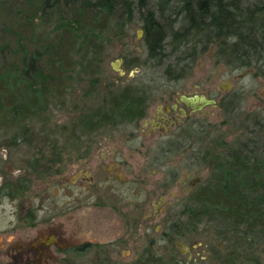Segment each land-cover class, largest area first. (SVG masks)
I'll list each match as a JSON object with an SVG mask.
<instances>
[{
  "label": "trees",
  "instance_id": "trees-1",
  "mask_svg": "<svg viewBox=\"0 0 264 264\" xmlns=\"http://www.w3.org/2000/svg\"><path fill=\"white\" fill-rule=\"evenodd\" d=\"M136 23L144 57L127 55L125 64L140 74L117 84L103 76L108 48ZM211 50L230 72L264 78V0H0V132L10 133L7 145L15 146L20 138L33 143L68 130L83 138L140 121L163 85L187 79ZM243 97L228 93L219 107L232 115ZM69 99L78 114L70 125H56L49 110ZM240 122L243 136L228 140L212 124L207 135H189L192 141L182 144L189 150L200 142L190 153L209 169L189 196L197 204L187 210L214 219L215 232L229 243L228 264H261L264 115L249 113Z\"/></svg>",
  "mask_w": 264,
  "mask_h": 264
},
{
  "label": "flooded vegetation",
  "instance_id": "flooded-vegetation-1",
  "mask_svg": "<svg viewBox=\"0 0 264 264\" xmlns=\"http://www.w3.org/2000/svg\"><path fill=\"white\" fill-rule=\"evenodd\" d=\"M196 94L170 95L164 103L156 104L151 115L153 104L145 118L128 123L139 129L128 139L137 144H144L145 138L152 140L160 151L152 156L155 161L163 156L180 157L182 144L192 141L189 135L210 133V122L203 116L205 108L219 107L213 97L198 94L216 100V104L190 111L182 96ZM143 127L148 128V134ZM100 139L32 138L29 143L20 138L15 146L7 145L9 139L3 140L7 153L0 154V220L7 217L17 234L36 229L37 233L30 243L19 235L15 243L0 246V264H228V241L220 237L214 243L208 241L217 229L214 219L189 216L187 208L197 202L176 200L172 207H163L168 202L160 196V206L159 201H153L157 207L153 215H148V207L144 209L147 215H131L132 208L116 192L129 183L121 170H115L120 163L107 162L101 155L95 168L91 164ZM172 145L178 153L172 152ZM26 148L28 152L18 161L14 159L12 150ZM72 160L84 162L68 175L66 166ZM171 173V180L180 183L179 166ZM199 180H192L190 186L196 187ZM185 192L190 195V188ZM53 197L61 199L55 209ZM88 207L97 215L75 216ZM119 221L122 227L118 231Z\"/></svg>",
  "mask_w": 264,
  "mask_h": 264
},
{
  "label": "rangeland",
  "instance_id": "rangeland-1",
  "mask_svg": "<svg viewBox=\"0 0 264 264\" xmlns=\"http://www.w3.org/2000/svg\"><path fill=\"white\" fill-rule=\"evenodd\" d=\"M143 38L144 32L142 31L140 24L136 23L132 25L130 36L128 38L114 41L108 48L109 50L104 63L105 71L103 76L107 79L114 80L117 84H125L132 79L139 77L140 69H128L125 64V56L128 55L132 57L140 54L144 57L145 45ZM212 53L211 50L209 54L203 56L197 61L193 67L191 75L187 79L182 80L180 83H168L172 84L170 85L171 88L165 89V87H169V85L166 84L167 81L163 80L162 83L166 85H163V89L154 103L155 106L150 108V112L152 115L157 108L156 104L159 102V104L164 103V98L170 95H176L179 92L182 93L185 91L188 94H205L216 99L218 103L228 93L240 92L244 97L241 105L235 109L234 114L228 115L227 112L220 107L209 106L205 108L203 115L210 122V128H213L211 126L212 124L217 127L215 133L225 132V137L228 140H232L238 136H243L242 133L246 130L239 126L241 123L240 121L246 118L249 113L260 114V117L264 115V78L254 76L251 71L246 70L230 72L224 67V65L216 64L214 60H212ZM151 75H154V73ZM150 77L157 78L159 75ZM155 83L159 82L157 81ZM72 102L73 100L69 99L66 106H69ZM66 106H63L59 100L53 102L49 114L54 118L56 125H70L72 118L74 119L78 114V112H72L73 110L70 109L71 106ZM229 110H232L231 106L229 107ZM35 125L36 129H40L42 123H36ZM133 131L139 132V129L134 125L122 124L117 128L107 129L106 131L100 130L94 134L91 133L83 137L86 139L101 138V144L97 145V148H95L92 153L93 158L91 164L94 168L98 160L101 159V155L107 158V162L114 160L115 162L120 163V165L115 166V170H121V173L128 178L129 183L123 184L118 190H116V192L121 193L123 197L122 202L132 208L130 211V213H132L131 215H134L135 217L147 215L144 211L147 207L149 211L148 215H153L157 208L154 206L153 201H159L157 205L160 206V196H163L164 200L170 203L163 204V207H172L173 202L176 200L189 201L190 195L185 192V189L190 188V192L196 190V187H198L200 183H203L209 176V169L199 163L198 156L196 157L197 159H193L192 156H194V153L193 155L190 153L197 152L196 150L201 143L196 142L194 147L189 150L182 148L180 152L181 158L179 155H175L173 158L163 156L160 160L155 161V158L152 156H156L160 153L157 145L153 144L152 140L146 138L144 144H137L134 140H129L128 137H130V133ZM143 131L146 134L149 133L148 128L143 127ZM1 136L4 137L2 138ZM7 136H10V133L6 135L3 131L0 132V154L1 152L4 154L7 153V150L4 149L5 146L1 145L4 142V139L11 138ZM68 136H70V139L76 138L73 137L74 135H72L69 130L65 133H54L51 137L68 138ZM208 144L209 142H207L206 146ZM202 147L204 148L205 146ZM28 151L27 148L20 151L12 150V152L16 154L14 159L18 161V159ZM195 154L197 155V153ZM107 155H109V158ZM80 161L81 160L69 161L65 173L68 175L72 174L71 172H74V170L84 162ZM175 166H179L180 177H182L180 183L177 180L176 182L171 180V171ZM113 169L112 166V170ZM198 177L200 180L196 183V187H191V181L196 180ZM131 181H133V186L131 185ZM166 184L169 185L166 186ZM60 194L61 193L59 192L58 195ZM116 198V202L119 204V199L118 197ZM53 199L54 202L52 203V206L55 209L59 203H61V199L55 197H53ZM89 208L90 207L86 208L84 212H77L75 216L89 218V216L94 217L97 215V211H94L92 207V210ZM120 226L122 227L119 221L118 231L120 230ZM11 228L12 224L7 217L5 220H0V246L7 245L8 242L15 243V241H18L16 238H18L19 235H21V240L30 243L31 241L29 240L35 237L37 233L36 229L33 231L22 230L21 234H17L13 232ZM205 237H200V240H204ZM218 237L220 236L214 230L213 235L208 236V241L214 243L218 241Z\"/></svg>",
  "mask_w": 264,
  "mask_h": 264
},
{
  "label": "water",
  "instance_id": "water-1",
  "mask_svg": "<svg viewBox=\"0 0 264 264\" xmlns=\"http://www.w3.org/2000/svg\"><path fill=\"white\" fill-rule=\"evenodd\" d=\"M122 72V71H121ZM182 101L190 108V111L195 112L202 110L208 105H215L216 100L209 99L204 95H194V96H182Z\"/></svg>",
  "mask_w": 264,
  "mask_h": 264
}]
</instances>
